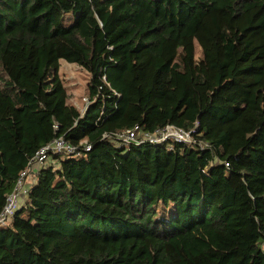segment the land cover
<instances>
[{"label": "trees", "instance_id": "16d2710c", "mask_svg": "<svg viewBox=\"0 0 264 264\" xmlns=\"http://www.w3.org/2000/svg\"><path fill=\"white\" fill-rule=\"evenodd\" d=\"M56 136L91 149L41 168L0 264H264V0H0V212Z\"/></svg>", "mask_w": 264, "mask_h": 264}, {"label": "built area", "instance_id": "2783aa9c", "mask_svg": "<svg viewBox=\"0 0 264 264\" xmlns=\"http://www.w3.org/2000/svg\"><path fill=\"white\" fill-rule=\"evenodd\" d=\"M103 80L106 85L110 86L106 76L103 77ZM102 87L101 85L100 89H102ZM115 94L120 96L118 92H115ZM88 99L84 111H86L92 103V101ZM194 125L195 128L191 131L169 124L165 127L156 129L154 132L142 131L139 126H135L116 136L104 134V138L114 140L117 145H141L144 142H149L153 145H161L172 141L194 144L197 142L196 134L198 133L199 122L196 121ZM85 143L86 142H81L77 145L67 140L64 136H56L50 142L44 144L30 159L28 166L20 173L15 190L9 195L6 206L0 212V227L10 224L16 211L25 205L29 191L36 182L37 174L43 166L47 164L56 166L55 160L57 161L58 157L80 156L84 154V152L91 149V145ZM170 148L172 149V147ZM35 169L37 171H35ZM35 172L37 174H35ZM30 176H36V178H34L32 182H29L31 181L28 180Z\"/></svg>", "mask_w": 264, "mask_h": 264}, {"label": "rangeland", "instance_id": "374dc122", "mask_svg": "<svg viewBox=\"0 0 264 264\" xmlns=\"http://www.w3.org/2000/svg\"><path fill=\"white\" fill-rule=\"evenodd\" d=\"M201 56V48L197 46L196 57L201 58ZM61 69L63 79L70 94V102L75 103L83 112L88 103V82L91 75L77 64L62 65ZM55 164L59 166V161L55 160ZM34 178H36V176Z\"/></svg>", "mask_w": 264, "mask_h": 264}, {"label": "crops", "instance_id": "0c3cea01", "mask_svg": "<svg viewBox=\"0 0 264 264\" xmlns=\"http://www.w3.org/2000/svg\"><path fill=\"white\" fill-rule=\"evenodd\" d=\"M69 65V64H74V63H70V62H68L67 60H65V59H61L60 60V69H59V72H60V75H61V77L63 78V75H62V65ZM76 65V64H75ZM67 86V85H66ZM73 103V102H72ZM73 104H75V103H73ZM76 105V104H75ZM77 106V105H76ZM78 107V106H77ZM79 108V107H78ZM35 171H37L36 169H35ZM35 174H37L36 172H35ZM34 177L33 176H30L29 177V179L28 180H31V181H29V182H32V180H34L33 179Z\"/></svg>", "mask_w": 264, "mask_h": 264}]
</instances>
